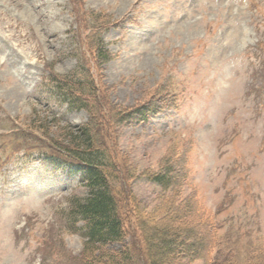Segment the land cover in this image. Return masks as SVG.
<instances>
[{
	"label": "rangeland",
	"instance_id": "1",
	"mask_svg": "<svg viewBox=\"0 0 264 264\" xmlns=\"http://www.w3.org/2000/svg\"><path fill=\"white\" fill-rule=\"evenodd\" d=\"M143 107L158 112L127 118ZM84 125L114 165L124 240L108 252L138 243L158 264L144 233L169 220L197 234L160 264H219L227 246L196 257L205 233L238 237L240 260L264 249V0H0V264H81V175L57 148ZM169 170L168 190L151 181Z\"/></svg>",
	"mask_w": 264,
	"mask_h": 264
},
{
	"label": "trees",
	"instance_id": "2",
	"mask_svg": "<svg viewBox=\"0 0 264 264\" xmlns=\"http://www.w3.org/2000/svg\"><path fill=\"white\" fill-rule=\"evenodd\" d=\"M97 50L100 53L101 48ZM102 54L104 55H100L102 57L101 60L105 62L108 60L106 52L104 51ZM53 90H56V93L68 108L78 111L83 110L88 114L86 102L75 95L67 82L66 85H63L56 81L53 85ZM157 112L158 108L156 110L143 107L137 109L134 114L128 115L127 118L132 121L139 120L138 122L145 123ZM69 129L68 135H65V140L68 138L67 143L70 146L63 149L59 147V149L55 145L50 144L49 147L52 149L56 147L60 156L67 158L73 164L72 167H76L81 175L80 188L82 194L70 195L67 199L66 212L69 218L70 230L80 234L85 240L80 253V263L124 264L129 262L132 257H136V260H133V264H147V259L141 248H139L140 245L138 243H135L134 247H132L137 256H133L130 252V247H126L117 253L107 251V247L117 244L121 245L124 240V230L119 217L118 203L109 182V178L112 177L111 172L114 171V165L109 154L101 147L90 125L70 127ZM171 172L172 170H169L164 175H155L151 181L163 190H168L172 180V177H169L168 174L170 175ZM173 177L176 178V176ZM169 221V223L158 222L157 224H150L144 233V241L148 247V253L152 255L153 262L155 261L158 264L161 263L163 254L170 255L173 253L171 247L178 243L181 235L183 236L184 233L190 234V236L197 234L194 227L191 230H184L190 228L188 227L190 225H187L188 223L181 225L175 221L173 222V220ZM79 224L80 226L77 227ZM201 236L204 240V245L196 257H201L203 253L205 256H210L216 246L219 248L220 246H227L226 255L221 262L217 259L216 263L260 264L264 261V249H258L254 246L253 248L248 246L245 252L246 256H243L240 260L238 256L240 252L236 245L238 237L229 245L230 240L227 239L226 241L213 233L209 235L205 233ZM155 240L159 241L162 249L153 243ZM216 254L221 259V251L219 250ZM212 264L215 263L213 262Z\"/></svg>",
	"mask_w": 264,
	"mask_h": 264
}]
</instances>
